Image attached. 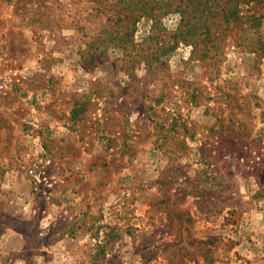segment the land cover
<instances>
[{
	"label": "rangeland",
	"instance_id": "rangeland-1",
	"mask_svg": "<svg viewBox=\"0 0 264 264\" xmlns=\"http://www.w3.org/2000/svg\"><path fill=\"white\" fill-rule=\"evenodd\" d=\"M134 1L0 0V264H264V29Z\"/></svg>",
	"mask_w": 264,
	"mask_h": 264
},
{
	"label": "trees",
	"instance_id": "trees-1",
	"mask_svg": "<svg viewBox=\"0 0 264 264\" xmlns=\"http://www.w3.org/2000/svg\"><path fill=\"white\" fill-rule=\"evenodd\" d=\"M129 1L131 2L134 0H121V9L124 7L131 8L132 3H129ZM139 2L141 1L139 0ZM139 2L134 1L135 9H131L132 12H134L137 8H140V10L143 11L142 14L151 16V19L159 16L158 13L154 11L155 7H148L147 1L141 3L140 7ZM216 2L217 0H179V7L174 9L176 12H179L180 15L179 42L182 41L191 44L194 48V52H196V50H198V46L203 43V48L205 49H199V52L202 53L201 57L208 56L209 48L206 47V43H209L213 40L212 26H214L215 23H212V20H214L216 17H221L220 23H218V28L222 29V31L230 29L237 24L240 26H246V28L254 29L256 31L264 29V0H219V13L215 15L212 13L216 9L213 7V4ZM242 3L250 6L245 12H243V10L240 8ZM157 8L161 9L159 6H157ZM124 19L127 20L128 24H131L132 26H134L137 22V17L131 19L130 16L126 15ZM217 38H219V36ZM256 41L259 50L264 52V39H261L260 36H257ZM167 50V47H163L159 51L156 50L153 53L154 58L147 57L148 62L146 63L149 64L152 62V60L158 58L157 54H163ZM79 106H81L79 112L74 113V110L71 111V113L74 115L73 117H75L76 113L86 112V108L89 106V103L84 102ZM81 118L83 119L84 115ZM139 130L142 133V129L139 128ZM107 167L110 166L107 165ZM193 220L194 219L192 216L186 214L182 210H179V239H177V243H179V256L182 259L186 257V253L183 252H187L188 246L194 244L195 241L199 246H203L202 241H198L197 239L195 240V238L191 237V234L187 232V224L192 223ZM103 247L105 248V244ZM200 249L202 250V247ZM197 253L201 254L200 251L191 252L192 255Z\"/></svg>",
	"mask_w": 264,
	"mask_h": 264
}]
</instances>
